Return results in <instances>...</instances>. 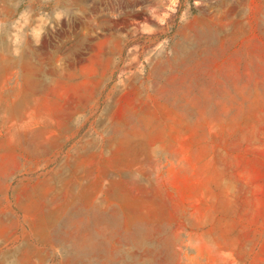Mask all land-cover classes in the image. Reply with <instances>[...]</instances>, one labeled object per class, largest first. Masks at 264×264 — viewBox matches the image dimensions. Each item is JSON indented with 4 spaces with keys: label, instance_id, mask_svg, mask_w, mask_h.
Returning a JSON list of instances; mask_svg holds the SVG:
<instances>
[{
    "label": "rangeland",
    "instance_id": "374dc122",
    "mask_svg": "<svg viewBox=\"0 0 264 264\" xmlns=\"http://www.w3.org/2000/svg\"><path fill=\"white\" fill-rule=\"evenodd\" d=\"M0 264H264V0H0Z\"/></svg>",
    "mask_w": 264,
    "mask_h": 264
},
{
    "label": "bare ground",
    "instance_id": "6f19581e",
    "mask_svg": "<svg viewBox=\"0 0 264 264\" xmlns=\"http://www.w3.org/2000/svg\"><path fill=\"white\" fill-rule=\"evenodd\" d=\"M58 239V238H57ZM43 253V252H42Z\"/></svg>",
    "mask_w": 264,
    "mask_h": 264
}]
</instances>
